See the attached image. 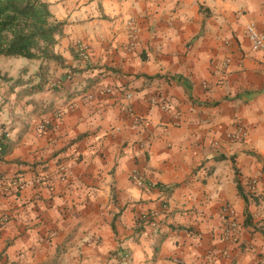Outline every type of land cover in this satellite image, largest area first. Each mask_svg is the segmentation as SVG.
<instances>
[{
    "label": "clouds",
    "instance_id": "clouds-1",
    "mask_svg": "<svg viewBox=\"0 0 264 264\" xmlns=\"http://www.w3.org/2000/svg\"><path fill=\"white\" fill-rule=\"evenodd\" d=\"M22 6L31 10L24 22L0 32V82L8 79L0 87V137L17 143L20 129L9 119L10 109L38 125V138L39 122L60 123L50 144L28 140L0 163L13 173L27 172L40 185L30 196H16L18 188L31 189L24 176L0 181V193L8 196H0V264H34L37 252L47 253L51 264H150L160 225L173 223L175 216L158 215L156 224L142 232L117 223L108 243L97 229L81 227L74 217L61 220L57 213L56 230L47 240L36 235L42 225L32 215L33 207H43L37 193L47 191L42 183L46 177L54 191L60 172L69 174L67 164L58 161L69 158L75 164L81 136L88 144L85 166L117 169L113 187L120 188L124 174L134 181L129 186L146 190L145 181L159 179L175 192L173 208L186 218L199 216L197 223L215 233L210 243L225 245L215 264H264V193L258 194L259 205H252L251 224L245 225L240 213H226L232 219L222 227L207 215L211 204L198 186L201 173L232 152L238 167L241 158L247 161L248 175H264V0H23ZM161 17L165 24L157 26ZM190 40L191 47H186ZM142 49L156 57L158 75L156 66L150 69L141 61ZM25 63L32 68L26 75L19 72ZM194 63L202 64L203 71L193 74ZM40 66L46 72L44 92L18 99L23 88L41 83L34 75ZM253 67L259 75L250 72ZM185 81H191L192 90L178 92ZM45 96L50 102L47 113L40 107ZM141 105L145 115L155 106L151 120L139 111L133 116L130 109ZM125 112L127 125L120 119ZM118 125L131 139L113 155L108 141L121 130ZM60 148L66 151L50 158ZM102 151L111 166L96 155ZM134 159L142 163L139 178L132 175ZM33 163L39 165L35 170ZM170 195L161 192L156 204ZM167 235L165 252L183 254L186 241L177 246L180 234Z\"/></svg>",
    "mask_w": 264,
    "mask_h": 264
},
{
    "label": "crops",
    "instance_id": "crops-1",
    "mask_svg": "<svg viewBox=\"0 0 264 264\" xmlns=\"http://www.w3.org/2000/svg\"><path fill=\"white\" fill-rule=\"evenodd\" d=\"M106 3H116L118 0H105ZM216 2H225V0H216ZM209 11H211L209 9ZM157 26H163L165 20L161 17L157 22ZM192 36V33H188ZM166 39V38H164ZM239 39V38H237ZM158 43L159 40L154 38ZM191 40L186 47H191ZM243 50V49H242ZM62 56V53H58ZM139 57L141 61L148 62V67L152 69L154 66L157 68L158 75V64L156 57L152 55L149 50H140ZM201 60H203L204 54L200 53ZM116 57L113 56V59ZM194 73L196 71H203L202 64H193ZM39 70L36 69L34 75L39 77L37 73ZM119 70V69H117ZM32 71V68L28 64H24L23 67L19 68V72L27 74ZM250 72L254 75H259L257 70L253 67L250 68ZM46 74L44 75V77ZM183 79V78H181ZM8 83V79L5 77L2 82H0V87H3ZM17 83H21L20 80ZM37 85V84H36ZM36 85L30 88H23L18 94V99H23L24 96L33 95L38 91L40 93L44 92L43 85L41 89L38 90ZM191 81H185V85L182 88L177 89L178 92L183 93L185 88L189 91L192 90ZM58 91V89H57ZM30 103L32 101H29ZM50 102L45 96L44 100L41 102L40 107L43 108V112L47 113ZM219 106L218 104L216 105ZM143 105L139 108L130 109L133 116L139 111L145 120H151L155 114V106L143 114ZM3 111V106L0 105V112ZM9 119L12 121L14 127H19L20 131L17 134V143L15 145L6 142L7 136L0 137L3 142V150H0V163L5 161L8 154L15 150V148H22L23 143L28 140H36L37 143L50 144L53 136L57 135V127L59 125V120H49L47 123L41 121L38 125L34 124L27 114L17 115L13 110H9ZM120 119L123 124H129L130 117L127 112L120 114ZM121 130L111 134L109 138V144L113 149V155H115L118 150L123 147H127V142L131 139V133L124 131L121 125ZM4 127V125H0ZM81 143L77 148V151L81 155L75 158V164L69 158L62 159L58 161L59 164H67V173H60L62 178L57 182L55 190H52V186L48 183L44 184L47 191L41 190L39 199L43 204V207L34 206L32 215L35 219L42 225L40 232L36 235L41 239L47 240L48 233L56 230V224L53 222L57 213L60 214L61 220H72L74 217L76 220L81 221V227L97 229V234L100 239L105 240L110 243V238L117 232V223H123L129 227L134 228L137 232H142L145 230L144 225L138 224L136 221L141 219L148 213H153L154 217L152 223L156 224V217L163 216L165 213L171 218L175 216V221L171 224H161V234L157 236L156 243L152 245V259L150 264H156L157 261L160 264H170L172 260H175V264H215V260H220L223 252L226 251L225 245H213L210 243L212 239L215 238V233L209 231V225L198 224L197 221L200 219L197 216L195 219L191 217H184L178 209L173 208L172 197L177 196L175 192L171 189H165L171 193L169 198L160 200L159 204L156 201L160 199V191L154 186V184H159L163 186V183L157 180L145 181L147 184V189L138 188L135 186H129L130 183L134 184L131 177L121 174V186L119 189L113 187L112 174L117 171L115 167H111V171L105 172L101 167L100 171H97L92 165L85 166V161L88 158V144L84 142V137H80ZM135 147V145H134ZM66 151L65 148H60L58 151L53 152L50 158H54L60 155L61 152ZM251 155V151L248 153ZM96 155L100 156L102 160H105L111 166L110 160H108V153L106 151L98 152ZM147 155V154H146ZM150 159V156L147 157ZM224 162H227L225 164ZM237 155L235 152L231 154H223L218 158V165L213 169L202 172L201 176L203 179L199 181L198 186H203L204 195L207 201L211 204V207L207 208V215L211 217L214 223H218L222 227L226 226V216L225 211L227 209L231 210L233 214L240 213L243 217V222L245 219V202L242 196L238 193L236 187V180L238 181L243 195L248 199V212L250 214V220L248 224L252 222V205H259L262 197L258 195L259 193H264V175H248L246 169L248 168V163L243 158L240 159V167L237 166ZM39 165L33 163L31 168L35 170ZM126 167V166H125ZM142 163L139 159H134L132 168L133 176L138 178L142 175L141 173ZM49 169L44 168L43 171L47 172ZM264 172V169H260ZM18 176H24V184H31V176L24 172L23 170L13 173L11 168L0 167V181L5 178L12 177L16 178ZM212 177V179H209ZM40 186H33L31 184V189L25 192L24 188L15 191L13 195L19 196L22 193L25 196H30L31 192L38 189ZM179 187V185H177ZM8 191H11L9 189ZM55 193H59L56 195ZM180 195H183L181 193ZM0 196L5 199L8 198L7 193L4 192ZM198 199V198H197ZM219 201V203H217ZM18 208L27 209V204H18ZM172 209L171 212L168 210ZM115 210V211H114ZM198 211V210H197ZM143 219V218H142ZM182 220H186L185 223H177ZM114 226V229L112 227ZM179 233L180 237L176 241L177 246H179L181 241H186L187 247L185 248L183 254H169L165 252L163 248V241L169 239L167 233ZM207 233V235H202ZM23 235V233H22ZM227 242H225L226 244ZM190 249V253L188 251ZM117 251H123V249H118ZM110 256L117 255V252H110ZM34 264H51V261L47 253L37 252L34 258ZM223 264V261H221Z\"/></svg>",
    "mask_w": 264,
    "mask_h": 264
},
{
    "label": "trees",
    "instance_id": "trees-1",
    "mask_svg": "<svg viewBox=\"0 0 264 264\" xmlns=\"http://www.w3.org/2000/svg\"><path fill=\"white\" fill-rule=\"evenodd\" d=\"M22 3H23V0H0V32H2L6 28L18 26L20 23H23L24 20L28 17L31 10L28 7L22 6ZM37 73L41 76L40 77L41 83L37 84L36 88L40 90L41 86L45 82V77H44V75L46 74L45 68L43 66H40ZM0 149L3 150L2 143H0ZM235 182H236L238 193L242 196L245 202L244 224L248 225V223H250L249 222L250 214L248 212V206H247L248 199L243 195L238 181L236 180ZM154 186L158 188L160 191H164L163 186H160L159 184H154ZM142 218L138 219L136 222L141 225H144V223L150 224L152 222V218H150L149 213L143 216ZM112 227L114 229L113 225Z\"/></svg>",
    "mask_w": 264,
    "mask_h": 264
},
{
    "label": "built area",
    "instance_id": "built-area-1",
    "mask_svg": "<svg viewBox=\"0 0 264 264\" xmlns=\"http://www.w3.org/2000/svg\"><path fill=\"white\" fill-rule=\"evenodd\" d=\"M1 150V149H0ZM64 171H61L60 173H63ZM38 175V174H37ZM137 177V176H136ZM138 178V177H137ZM49 178H45V180L42 182L43 184H46L47 183V180H48ZM24 183V182H23ZM31 184L33 185V186H40L39 184H36V183H34L32 180H31ZM0 186H2V185H0ZM21 189H23V188H18L16 191H19V190H21ZM1 194H3V193H0V195ZM226 213H232V211L231 210H229V209H227L226 211H225V216H226V221H230L231 219H232V216L231 215H228V214H226ZM233 214V213H232ZM149 215H150V218H152L153 219V217H154V214L153 213H149ZM150 224H154V223H150ZM227 226V225H226ZM225 226V227H226Z\"/></svg>",
    "mask_w": 264,
    "mask_h": 264
},
{
    "label": "rangeland",
    "instance_id": "rangeland-1",
    "mask_svg": "<svg viewBox=\"0 0 264 264\" xmlns=\"http://www.w3.org/2000/svg\"><path fill=\"white\" fill-rule=\"evenodd\" d=\"M25 64H26V63H25ZM23 66H24V64L21 65V67H23Z\"/></svg>",
    "mask_w": 264,
    "mask_h": 264
}]
</instances>
